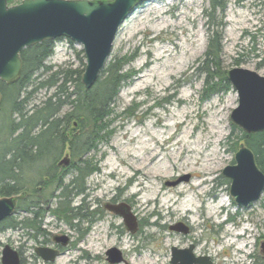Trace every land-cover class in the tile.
Listing matches in <instances>:
<instances>
[{
  "label": "rangeland",
  "instance_id": "rangeland-1",
  "mask_svg": "<svg viewBox=\"0 0 264 264\" xmlns=\"http://www.w3.org/2000/svg\"><path fill=\"white\" fill-rule=\"evenodd\" d=\"M225 1L223 68L227 73L239 66L264 76V0ZM209 2H140L118 29L105 66L126 57L129 80L112 104L110 136L90 153L99 171L87 179L84 200L82 195L71 199L73 205L100 213L93 222L73 219L72 227L45 213L43 229L70 235V248L52 264H110L105 251L111 247L123 254L116 264H170V247L191 243L196 256H207L214 264H250V255L264 258V195L249 206H237L221 171L235 154L225 138L237 95L231 88L203 99L205 75L199 67L208 45L203 9ZM79 49V44L57 40L46 63L53 69L74 68ZM51 91L35 92L30 105ZM114 196L137 218L134 234L119 215L105 209ZM55 203L52 198L47 209ZM179 223L190 229L187 234L170 229ZM24 232L0 231V251L3 244L22 241Z\"/></svg>",
  "mask_w": 264,
  "mask_h": 264
},
{
  "label": "trees",
  "instance_id": "trees-1",
  "mask_svg": "<svg viewBox=\"0 0 264 264\" xmlns=\"http://www.w3.org/2000/svg\"><path fill=\"white\" fill-rule=\"evenodd\" d=\"M16 1L7 0V3L16 4ZM209 3L203 9L208 45L199 67L205 75L203 99L213 93H227L232 88L220 58L226 1ZM54 43L55 40H44L22 49L20 77L10 84L0 82V197L15 198L17 209L32 208L30 211L34 213L33 218L18 221L7 218L0 222V231L12 226L26 233L30 229L39 233L47 212L70 227L74 225L73 219L93 222L96 215V211H89L84 204H71V199L82 195L84 200L87 179L99 171V162L90 153L98 149L100 140L110 136L112 104L120 87L129 80L123 68L128 59L118 57L110 61L97 82L86 89L81 81L85 67L83 50L76 51L79 64L74 68L70 64L53 69L46 59L52 55ZM68 43L72 44L69 40ZM239 62V58L233 60L234 65ZM42 89L52 91L41 102L30 105L34 93ZM230 128L225 138L229 149L235 153L238 144L244 142L252 151L257 168L264 173V131L247 134L232 122ZM64 152L70 158L67 167L59 164ZM223 181L230 183L225 178ZM52 198L56 203L48 210ZM233 217L230 215L228 221ZM250 258V264H264V258L253 255Z\"/></svg>",
  "mask_w": 264,
  "mask_h": 264
},
{
  "label": "water",
  "instance_id": "water-1",
  "mask_svg": "<svg viewBox=\"0 0 264 264\" xmlns=\"http://www.w3.org/2000/svg\"><path fill=\"white\" fill-rule=\"evenodd\" d=\"M147 0H21L9 5L0 0V82L10 84L20 77L21 50L44 40L68 39L81 46L85 67L81 76L84 87L91 88L106 65L113 42L121 24L140 2ZM232 90L237 95V107L229 117L231 122L245 133L264 131V76L236 66L227 70ZM2 95H0V104ZM234 163L221 169L230 181L229 192L233 202L249 206L257 201L264 190V173L257 168L252 151L244 142L238 144ZM60 164L68 165L64 156ZM181 179L170 184L176 185ZM185 179V178H184ZM105 207L123 219L125 228L136 232L137 218L123 203ZM15 202L12 197H0V222L13 215ZM175 232L187 234L189 228L181 223L170 226ZM56 243L66 245L65 235L54 237ZM264 256V242L261 243ZM193 244L186 248L170 247V264H214L207 256H196ZM106 261L116 264L123 261V254L115 247L106 251ZM36 255L52 262L59 256L49 247H37ZM1 264H19L18 253L9 244H4L0 254Z\"/></svg>",
  "mask_w": 264,
  "mask_h": 264
},
{
  "label": "flooded vegetation",
  "instance_id": "flooded-vegetation-1",
  "mask_svg": "<svg viewBox=\"0 0 264 264\" xmlns=\"http://www.w3.org/2000/svg\"><path fill=\"white\" fill-rule=\"evenodd\" d=\"M63 156H67V153L64 152L62 157ZM69 160H70V158L68 157V161ZM67 166L68 165L63 166V167H67ZM117 201H118L117 197L114 196L113 199L110 200L109 204H111V205L118 204ZM105 204H107V203H105ZM104 207H105V205H104ZM30 209H32V208H29L28 210H25V209L19 210V209H17V206L15 205V209H14V212H13L14 214L10 216V221L17 220L18 218H19V220H23L26 217L27 218L28 217L29 218H33L34 217V213L31 212ZM105 209H107V208L105 207ZM98 210L99 209L95 210L97 215L100 213V210L99 211ZM8 229H10L12 231H17V229H20V228H14L12 226H9ZM21 230H23V229L21 228ZM23 234H25V235H24V239L22 241H19V242L13 241V243L11 245L8 243L13 249H15L17 251L19 259H20L19 264H52L53 261L52 262L44 261L38 255H36L35 249L37 247H40V246L53 248V249H55L58 252V254L60 256V255H62V252L65 249H69L70 246H71L70 235L65 234V233L52 234V233L47 232L41 226H40V232L39 233H36L35 230H33V229L31 230L30 229L27 233L24 232ZM56 235H58V236L65 235L68 238L67 244L64 245V246L63 245L61 246L60 243H56L54 241V237ZM0 253H1V251H0ZM40 259H41V261H38Z\"/></svg>",
  "mask_w": 264,
  "mask_h": 264
},
{
  "label": "bare ground",
  "instance_id": "bare-ground-1",
  "mask_svg": "<svg viewBox=\"0 0 264 264\" xmlns=\"http://www.w3.org/2000/svg\"><path fill=\"white\" fill-rule=\"evenodd\" d=\"M221 202H223V199H221Z\"/></svg>",
  "mask_w": 264,
  "mask_h": 264
}]
</instances>
